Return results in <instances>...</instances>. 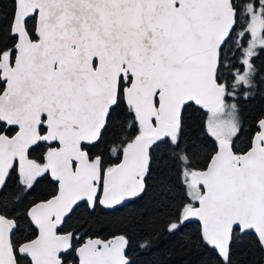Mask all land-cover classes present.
<instances>
[{
	"label": "snow or ice",
	"instance_id": "snow-or-ice-1",
	"mask_svg": "<svg viewBox=\"0 0 264 264\" xmlns=\"http://www.w3.org/2000/svg\"><path fill=\"white\" fill-rule=\"evenodd\" d=\"M0 264H264V0H0Z\"/></svg>",
	"mask_w": 264,
	"mask_h": 264
}]
</instances>
